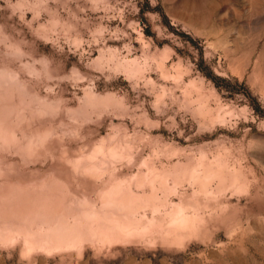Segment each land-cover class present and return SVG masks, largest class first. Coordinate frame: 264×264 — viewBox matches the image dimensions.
Returning <instances> with one entry per match:
<instances>
[{
  "label": "rangeland",
  "instance_id": "1",
  "mask_svg": "<svg viewBox=\"0 0 264 264\" xmlns=\"http://www.w3.org/2000/svg\"><path fill=\"white\" fill-rule=\"evenodd\" d=\"M122 180L153 231L0 264H264V0H0V228L82 222Z\"/></svg>",
  "mask_w": 264,
  "mask_h": 264
},
{
  "label": "bare ground",
  "instance_id": "2",
  "mask_svg": "<svg viewBox=\"0 0 264 264\" xmlns=\"http://www.w3.org/2000/svg\"><path fill=\"white\" fill-rule=\"evenodd\" d=\"M208 169L207 173L210 171ZM153 177V179L146 181L145 175L139 176L136 186L138 189H142L146 184L153 187L158 180L163 181L160 174ZM132 184L134 183L127 180L114 184L103 193L101 207L103 212L95 208L87 210L81 217L82 222H79L80 220L74 222L62 220V222H58L56 227H51L47 232L41 230L40 233L31 232V229L29 230L24 226L4 225L0 228V242H16L19 238H24L25 245L30 249L34 247L53 249L61 245L80 243L85 239H98L111 244L118 243L132 235L147 234L153 231L157 224L147 215L139 217L138 214L141 210L146 211L148 207H157L158 197L153 194L155 190L151 191L150 194H142L132 188ZM53 209L52 212H54ZM47 210L41 208L38 213L44 214L43 211H46L45 214L52 215L51 211ZM177 210L178 217L170 214L173 218L176 217L174 220L172 218V226L176 230L188 228L191 219L187 214L188 211L185 213L184 208ZM141 214L143 213L141 212Z\"/></svg>",
  "mask_w": 264,
  "mask_h": 264
}]
</instances>
